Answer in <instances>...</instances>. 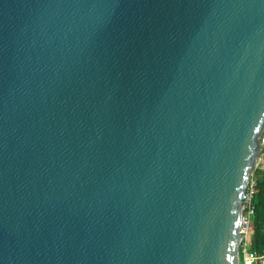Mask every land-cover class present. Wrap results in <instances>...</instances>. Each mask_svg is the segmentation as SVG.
Returning a JSON list of instances; mask_svg holds the SVG:
<instances>
[{"label":"water","instance_id":"obj_1","mask_svg":"<svg viewBox=\"0 0 264 264\" xmlns=\"http://www.w3.org/2000/svg\"><path fill=\"white\" fill-rule=\"evenodd\" d=\"M264 133V0H0V264H241Z\"/></svg>","mask_w":264,"mask_h":264},{"label":"built area","instance_id":"obj_2","mask_svg":"<svg viewBox=\"0 0 264 264\" xmlns=\"http://www.w3.org/2000/svg\"><path fill=\"white\" fill-rule=\"evenodd\" d=\"M257 170L264 171V133L261 137V152L255 168L249 178L246 195L244 197V213H243V225L241 233L243 235L242 245L240 247L241 264H264V255H259L255 252H251L250 248V221L254 214L252 209V199L258 192L257 190V176L255 172Z\"/></svg>","mask_w":264,"mask_h":264},{"label":"trees","instance_id":"obj_3","mask_svg":"<svg viewBox=\"0 0 264 264\" xmlns=\"http://www.w3.org/2000/svg\"><path fill=\"white\" fill-rule=\"evenodd\" d=\"M257 190L252 199L254 214L250 221V248L251 252L264 255V171L257 170Z\"/></svg>","mask_w":264,"mask_h":264}]
</instances>
